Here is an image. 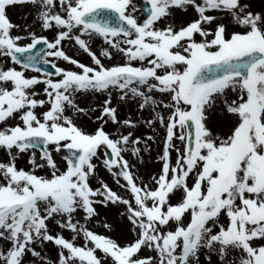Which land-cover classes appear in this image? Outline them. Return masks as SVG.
<instances>
[{
  "label": "snow or ice",
  "instance_id": "snow-or-ice-1",
  "mask_svg": "<svg viewBox=\"0 0 264 264\" xmlns=\"http://www.w3.org/2000/svg\"><path fill=\"white\" fill-rule=\"evenodd\" d=\"M18 3L36 7L34 22L41 33L53 32L51 39L9 20L6 9ZM144 4L141 16L132 0H0V149L7 156L0 160V264H25L29 253L46 264H199L201 249L209 264L213 253L220 264H264V11L243 0ZM174 8H191L194 18L177 24ZM212 10L226 13L229 24L207 14ZM95 39L103 42L99 54L91 48ZM66 41L91 64L68 55ZM114 55L122 62H102ZM113 92L120 100L139 98L141 110L151 105L146 123L165 129L161 167L147 183L122 154L131 144L139 156L140 137L105 131L108 120L134 126L118 120ZM89 93L107 97L91 130L76 119L97 110L77 103ZM217 106L229 117L223 132L207 126ZM53 152L63 154L62 165ZM25 154L28 169L16 163ZM94 160L127 196L102 179L90 185ZM109 203L124 206L127 242L87 227L98 215L94 205ZM49 220L60 231L52 233ZM45 242L57 247L56 262L36 251Z\"/></svg>",
  "mask_w": 264,
  "mask_h": 264
},
{
  "label": "rangeland",
  "instance_id": "rangeland-1",
  "mask_svg": "<svg viewBox=\"0 0 264 264\" xmlns=\"http://www.w3.org/2000/svg\"><path fill=\"white\" fill-rule=\"evenodd\" d=\"M143 0H132L133 4H136L140 6V3ZM243 2H246L250 5L251 9L256 11H264V0H243ZM174 9H172L173 13V19L177 24L186 23L190 21V19L194 18L193 10L190 9L187 12H184L182 17H176L174 15ZM35 13H36V7L31 3H18L13 6H9L6 9V14L9 18V20L14 25H19L20 29L22 30L25 25H31L33 29L37 31L38 34H43L47 36L49 39L53 37V32L51 31H44L41 33L40 27L38 22L35 21ZM137 13H134L136 15ZM138 14L140 15V11L138 8ZM207 14L209 15H216V16H224V22L226 24H229L230 17L227 16L226 13H221L215 10L209 11ZM214 25H205V27H213ZM231 26V25H230ZM13 34L17 33V29H13ZM197 39H200L199 36L196 37ZM65 50L68 55L72 56L75 59H78L80 62L85 64H91V58L84 53L82 50H78V46H73L69 42H65ZM103 46V42L100 39H95L92 44L91 48L94 52L99 54V49ZM102 62L105 64H110L116 61H121L122 58L118 55H114L113 60L109 61L103 57H101ZM4 63L3 58H0V64ZM60 66L63 67H73L66 62H59ZM28 75H39V73H35L32 70H29L27 73ZM43 88L42 84H39L35 86L33 89L34 91L39 92ZM151 95L156 97L157 99H160V94L153 92ZM37 98H43L42 96H38ZM105 94H84L77 98V103L86 109L90 108H96L97 110L95 112L89 111L87 115L80 114L76 117L77 122L79 124H83L91 130L92 128L98 126L96 122H94V117L99 115V107L102 105L103 100L106 99ZM167 99V97H165ZM139 98L132 99L131 97L120 100L119 95L116 92H113L112 99H111V105L112 107L116 108V115L118 120L123 121L124 119H131L133 121L134 126H121L119 124H113L111 120H108V122L105 125V131H108L109 133L116 132L119 130V132L123 134L132 133L131 139H135L136 137H140V143L138 145H135L136 147H139L141 149V152L139 156H134L131 152L132 145H129V150L122 153L130 163V165H134V168H132V171L134 172L136 177H139L140 180H143L144 182H149L151 177L154 173H158L159 169L161 167L160 162L158 161L157 157L162 152V141L165 135V129L160 126V124L154 123L152 126H149L146 121L148 119L152 118L153 112L151 105L145 107L143 110L139 109ZM211 110V109H210ZM210 110L208 112V120H207V126L210 127L214 132L216 131H225L227 127V123L229 117L228 116H222L219 115L215 117V125L212 124V121L210 119ZM39 111V109H38ZM157 111H162L164 115H167V110L162 109V107L157 108ZM221 112V111H220ZM11 124L12 121H9ZM153 137L152 139H148V137ZM173 143L179 147L180 141L174 140ZM145 148H147V151H145ZM154 149L155 156L151 155L149 156V151L152 152ZM58 155L59 160L61 163L62 161V155L63 154H56L53 152V156ZM172 160L174 162L175 160V152L173 151L171 153ZM0 160H7V156L5 152L0 149ZM94 163L97 164V175L99 177V180H103L105 183L108 184L110 188L117 191L119 194L127 196L128 193L120 188L113 180L112 176L108 173V171L103 167L102 163L99 161L94 160ZM18 167H24L25 169H28L29 167H26L24 164L27 162V154L22 156L20 159L16 161ZM47 170H38V174H44ZM98 180V181H99ZM140 180H137L139 183ZM189 182H191V177L189 178ZM123 183V181H122ZM90 185L95 188L99 187V182L95 180L94 183L90 181ZM151 186V185H150ZM179 193H177V196ZM176 197H173V200H175ZM94 207L96 208V211L98 215H96L94 218L90 220V222L87 224V227L90 230H93L97 234H103L108 235L111 238L116 239L120 242H127L129 239H131V233L129 231V223L126 219H121L119 213L123 210V205H113L109 203L107 207H104L100 204H95ZM81 213L78 211L76 213L77 218L81 217ZM223 220V217H221ZM107 222L108 224L113 226V230L109 231L105 229L103 226L104 223ZM49 229L52 233L60 231L58 226L55 224L53 220H49L48 222ZM63 236L65 238H71L72 233L68 230H63L62 232ZM78 245L82 244V239H77L75 241ZM36 251L41 253L42 257H47V259H50L53 262H56L58 260V249L52 242H45L42 246L36 245L35 246ZM207 252L205 250L204 254ZM147 253V250H142L141 255H145ZM98 255H102L101 253H97ZM153 254V253H148ZM211 255V264H220L219 259L216 254H210ZM25 264H46V260L41 259L39 257H33L31 253L24 256ZM202 264H209V261H203ZM195 264V262H193ZM200 264V263H199Z\"/></svg>",
  "mask_w": 264,
  "mask_h": 264
},
{
  "label": "bare ground",
  "instance_id": "bare-ground-1",
  "mask_svg": "<svg viewBox=\"0 0 264 264\" xmlns=\"http://www.w3.org/2000/svg\"><path fill=\"white\" fill-rule=\"evenodd\" d=\"M190 9H191V8H190ZM190 9H189V10H190ZM183 13H184V11H181L180 9H175V10H174V15H175L176 17H182ZM159 97H160V96H159ZM163 99L166 100L165 97H163ZM210 114H211L210 119H211V121H212V124L214 123V125H215V117L221 115L220 107L217 106V107H215L214 109H211V110H210ZM151 155L155 156V151H154V149L152 150V152L149 151V156L151 157ZM54 158H55V160H56V162H57L58 165H62L61 161L59 160V156H58V155H55ZM19 159H20V158H19ZM24 165H25L26 167H30V165H29L28 163H25ZM96 172H97V171H96ZM95 180L98 182V180H99L98 175H97V176H94V177L91 179V182L94 183ZM205 250H206V249H201V250H200V253H199V263H200V264L204 263L203 261L208 262V260L205 259V254H204Z\"/></svg>",
  "mask_w": 264,
  "mask_h": 264
},
{
  "label": "water",
  "instance_id": "water-1",
  "mask_svg": "<svg viewBox=\"0 0 264 264\" xmlns=\"http://www.w3.org/2000/svg\"><path fill=\"white\" fill-rule=\"evenodd\" d=\"M41 67L47 68V67H45V66H42V65H41Z\"/></svg>",
  "mask_w": 264,
  "mask_h": 264
}]
</instances>
